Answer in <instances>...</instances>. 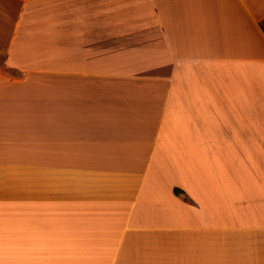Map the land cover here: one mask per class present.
I'll return each mask as SVG.
<instances>
[{
	"label": "crops",
	"instance_id": "crops-1",
	"mask_svg": "<svg viewBox=\"0 0 264 264\" xmlns=\"http://www.w3.org/2000/svg\"><path fill=\"white\" fill-rule=\"evenodd\" d=\"M263 21L0 0V264H264Z\"/></svg>",
	"mask_w": 264,
	"mask_h": 264
},
{
	"label": "rangeland",
	"instance_id": "rangeland-1",
	"mask_svg": "<svg viewBox=\"0 0 264 264\" xmlns=\"http://www.w3.org/2000/svg\"><path fill=\"white\" fill-rule=\"evenodd\" d=\"M60 1H66V0H60ZM46 11H48L49 13H51V7L50 8H45Z\"/></svg>",
	"mask_w": 264,
	"mask_h": 264
},
{
	"label": "trees",
	"instance_id": "trees-1",
	"mask_svg": "<svg viewBox=\"0 0 264 264\" xmlns=\"http://www.w3.org/2000/svg\"><path fill=\"white\" fill-rule=\"evenodd\" d=\"M262 29H263V31H264V21H263V23H262Z\"/></svg>",
	"mask_w": 264,
	"mask_h": 264
}]
</instances>
